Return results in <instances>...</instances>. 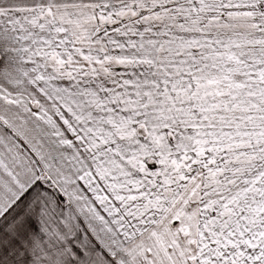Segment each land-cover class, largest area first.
<instances>
[{
  "label": "snow or ice",
  "instance_id": "1",
  "mask_svg": "<svg viewBox=\"0 0 264 264\" xmlns=\"http://www.w3.org/2000/svg\"><path fill=\"white\" fill-rule=\"evenodd\" d=\"M0 264H264V0H0Z\"/></svg>",
  "mask_w": 264,
  "mask_h": 264
}]
</instances>
